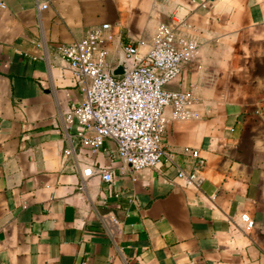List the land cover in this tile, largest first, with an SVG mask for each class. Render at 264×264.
Wrapping results in <instances>:
<instances>
[{
    "label": "crops",
    "instance_id": "crops-1",
    "mask_svg": "<svg viewBox=\"0 0 264 264\" xmlns=\"http://www.w3.org/2000/svg\"><path fill=\"white\" fill-rule=\"evenodd\" d=\"M159 23L199 43L165 85L194 116L163 110L177 166L194 169L184 147L204 158L198 186L166 164L132 173L65 120L82 92L59 48L108 24L112 73ZM0 264H264V0H0Z\"/></svg>",
    "mask_w": 264,
    "mask_h": 264
},
{
    "label": "built area",
    "instance_id": "built-area-1",
    "mask_svg": "<svg viewBox=\"0 0 264 264\" xmlns=\"http://www.w3.org/2000/svg\"><path fill=\"white\" fill-rule=\"evenodd\" d=\"M36 1L41 9L48 7V0ZM173 18L182 24L176 15ZM107 28L109 25L103 24L90 29L80 40L59 48L61 57L80 78L82 92L81 101L67 108L66 122L75 127V136L92 151L100 148L105 139L113 140L119 158L132 173L166 164L177 168L178 177L186 183L198 186L201 182L198 172L205 166L204 158L197 149L184 147L183 151L195 159L194 169L185 173L177 166L175 152L163 141L166 128L163 110L172 106L179 119L194 116L188 108L189 95L167 89L165 85L178 76L183 63L196 57L199 43L178 28L159 23L145 53L141 54L134 43L124 46L128 66L123 74L115 76L107 62L103 37ZM73 153L70 144L63 149L62 157L69 163ZM95 173L105 182L112 180L111 171L105 167L82 170L83 177ZM241 219L248 228L253 226L246 213Z\"/></svg>",
    "mask_w": 264,
    "mask_h": 264
},
{
    "label": "water",
    "instance_id": "water-1",
    "mask_svg": "<svg viewBox=\"0 0 264 264\" xmlns=\"http://www.w3.org/2000/svg\"><path fill=\"white\" fill-rule=\"evenodd\" d=\"M125 70H126V65L123 61H121L120 65L114 71H112V74L115 76L121 75L125 72Z\"/></svg>",
    "mask_w": 264,
    "mask_h": 264
}]
</instances>
